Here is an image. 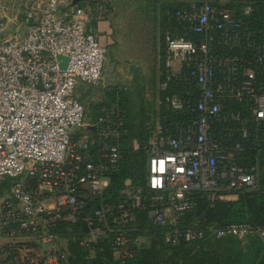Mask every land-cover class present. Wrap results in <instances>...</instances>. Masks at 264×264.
I'll use <instances>...</instances> for the list:
<instances>
[{
	"label": "built area",
	"instance_id": "built-area-1",
	"mask_svg": "<svg viewBox=\"0 0 264 264\" xmlns=\"http://www.w3.org/2000/svg\"><path fill=\"white\" fill-rule=\"evenodd\" d=\"M85 2L37 1L13 19L0 2V183L9 180L0 194V264H71V241L88 262L105 243L123 264L139 246L140 209L171 247L245 237V223L190 224L187 216L200 198L227 200L258 183V166L237 162L246 141L264 146L255 1H192L168 11L159 89L169 119L147 140L144 190L127 186L119 198L107 189L123 159L125 110L89 117L80 95L104 76L109 47L94 22L110 4Z\"/></svg>",
	"mask_w": 264,
	"mask_h": 264
},
{
	"label": "rangeland",
	"instance_id": "rangeland-1",
	"mask_svg": "<svg viewBox=\"0 0 264 264\" xmlns=\"http://www.w3.org/2000/svg\"><path fill=\"white\" fill-rule=\"evenodd\" d=\"M37 1L48 0H0L7 5L8 14L12 19L22 18L26 10ZM192 1L201 0H116V5L110 7V11H116L113 19L116 26L115 35L117 33L119 42H114L117 43L116 45L114 43L109 45L111 49L108 46L109 54L103 79L86 92L80 88L82 93L80 95L87 107L89 117H93L103 107L116 106L124 108L127 112L129 133L122 143L121 168L112 173L108 179L107 192L110 197L119 198L127 186L144 190L143 184L136 183L131 176L123 175L122 177L121 172L132 153L144 150L147 160L146 143L154 125L157 121L164 122L169 119L159 89L164 47V41H161L159 36L161 7L164 3L188 4ZM262 2L264 12V0ZM86 4L85 2L80 5ZM11 26L13 27L14 24ZM105 39L107 41L108 37ZM113 91L115 95L112 94ZM251 128L253 132L257 131L256 125H252ZM141 132H144L147 137L143 146L138 137ZM8 184L9 180L0 183V194L6 191ZM259 186L258 182L251 191L257 190ZM241 194L235 199L231 197L222 201L237 200ZM242 223L247 224L249 229L245 237L211 238L208 241L188 244L178 249L166 246L163 238L156 236L160 233L159 230L146 225V219L142 216L140 218L142 231L136 252L146 251L148 262L145 264H256L251 263V254L254 252L258 255V253L256 249L250 247L255 241L264 246V238L260 233L264 224L254 220ZM143 229L147 230L146 233ZM73 233L71 232L70 235ZM105 245L103 243L89 260L93 262L92 264L100 261L105 264L110 259L114 264L115 255L111 254L109 257L110 254L107 253L110 252ZM79 247L81 246L76 241H71L69 248L74 252V256V249Z\"/></svg>",
	"mask_w": 264,
	"mask_h": 264
},
{
	"label": "trees",
	"instance_id": "trees-1",
	"mask_svg": "<svg viewBox=\"0 0 264 264\" xmlns=\"http://www.w3.org/2000/svg\"><path fill=\"white\" fill-rule=\"evenodd\" d=\"M89 1L92 4H95L94 2L99 1V0H89ZM84 2L85 0H80L78 4L80 5V4H83ZM262 3H263L262 0L255 1V4H254L255 11L253 14V18L255 20V27L258 32L259 37L261 39H264V12H263ZM186 5L187 4H181V3L162 4L161 18H160V30H159V36H160L161 41L164 39V35H165V31L167 27L171 23H173V20L169 17L168 11H173L177 8L184 7ZM94 25H97V22H94ZM110 35H112V33ZM112 43L113 42L109 43L108 41L104 42V44L107 46L111 45ZM112 94L115 95V91H113ZM125 118H126V123H127L128 117H127L126 110H125ZM138 137L140 139L141 145L143 146L147 139L146 135L144 134V132H141L138 134ZM121 150H122V147H121ZM237 162L244 163L247 167H251L254 165L258 166V173H259L258 182L260 184L259 188L257 190L251 191L253 189L252 188V189L242 192V194L237 200L215 201L213 203L211 202L209 203L205 201V199L200 198L198 200V204L195 210L187 216L188 223L191 224L193 222H196L200 225L211 223V224H217L219 226H224L230 223H242L245 221L254 220L256 222L264 224V146H255L251 139L249 141H246L244 150H242L241 154L237 158ZM121 173H122V177L123 175L131 176L136 183L143 184V187L145 188L146 177H147V160L145 156V151L140 150V151L130 154L129 159L125 163V166L122 169ZM141 174L143 177L142 180L140 178ZM138 212H139L138 214H141L138 217L139 222L142 216H144L146 219L145 210L140 209ZM146 225H147V221H146ZM156 236H158L159 238H163L160 233H158V235ZM228 237H233V236H228ZM210 239L203 240L200 242H205ZM165 245L168 246L167 244ZM186 245L188 244L183 243L177 247H171V246H168V247L179 249V248L185 247ZM105 246H107V248L109 249L108 245H105ZM250 248L256 249L258 253V255H255V253L252 252L251 263L264 264V246H262L258 241H255ZM74 250H75V256H74V252L71 251L72 252L70 256L71 264H92L93 263V262H88L85 259V256H86L85 249H83L82 247H79L78 249H74ZM108 252L110 253H107V254L108 255L110 254L109 257H111V254H113V252L110 249ZM145 253L146 251H142V250L137 251L133 257L126 260L123 264H145L146 262H148V259H146ZM113 260L115 261V258H113ZM110 262H111V259L109 260L108 263H105V264L113 263V262L111 263ZM115 263L116 261L114 262V264ZM97 264H103V261H100Z\"/></svg>",
	"mask_w": 264,
	"mask_h": 264
},
{
	"label": "crops",
	"instance_id": "crops-1",
	"mask_svg": "<svg viewBox=\"0 0 264 264\" xmlns=\"http://www.w3.org/2000/svg\"><path fill=\"white\" fill-rule=\"evenodd\" d=\"M109 4H110V7H112V5H116V0H109ZM115 12L116 11H113L111 10L109 12V14H107V16H105L104 18H102L101 20H99L97 22V30H98V33L100 35V39L101 41L104 43V42H119L118 39H117V33L115 35V32H116V26H115V22H114V15H115ZM112 33V35H110ZM110 35V36H109ZM106 37H108V40L106 41ZM116 43V44H117ZM114 43V45H116ZM110 47V46H109ZM111 49V47H110ZM82 94V93H81ZM238 195H235L233 196L232 198H236ZM228 199H231V198H228ZM139 213V212H138ZM139 215L141 214H137V216L139 217Z\"/></svg>",
	"mask_w": 264,
	"mask_h": 264
},
{
	"label": "water",
	"instance_id": "water-1",
	"mask_svg": "<svg viewBox=\"0 0 264 264\" xmlns=\"http://www.w3.org/2000/svg\"><path fill=\"white\" fill-rule=\"evenodd\" d=\"M79 1L80 0H74V4L78 3ZM58 58L61 61V66L62 67H65L66 66V63H67V60H68L67 57L61 55Z\"/></svg>",
	"mask_w": 264,
	"mask_h": 264
},
{
	"label": "snow or ice",
	"instance_id": "snow-or-ice-1",
	"mask_svg": "<svg viewBox=\"0 0 264 264\" xmlns=\"http://www.w3.org/2000/svg\"><path fill=\"white\" fill-rule=\"evenodd\" d=\"M162 170V169H161Z\"/></svg>",
	"mask_w": 264,
	"mask_h": 264
}]
</instances>
